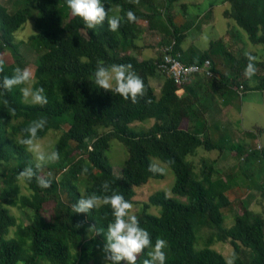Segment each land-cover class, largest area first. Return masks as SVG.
<instances>
[{
  "label": "trees",
  "instance_id": "16d2710c",
  "mask_svg": "<svg viewBox=\"0 0 264 264\" xmlns=\"http://www.w3.org/2000/svg\"><path fill=\"white\" fill-rule=\"evenodd\" d=\"M145 1L152 3H139ZM222 2L226 5L224 17L246 31L252 44L261 45L260 59L255 52H245L235 59L232 49L216 48L217 41L200 53L185 50V27L174 24L169 12L162 18L161 10L142 11L135 0H102L108 18L122 17L116 31L109 30L107 18L89 29L82 18L71 14L66 0H10L12 8L0 2V59L4 61L0 79L10 76L19 61L13 57L14 61L8 64L4 50L16 55L19 42L14 33L32 18L37 32L29 39L40 52L32 87H43L48 100L43 106L25 103L20 92L25 85L11 91L0 87V264H88L91 259V264H98L107 224L113 220L111 207L101 203L88 213H74L73 205L81 196L111 195L113 191L134 202L136 188L149 179L164 176L163 172L148 170L153 158L173 171L172 195L154 191L139 202L135 216L140 227L149 232L152 245L157 238L166 241L165 264H227L224 255L209 247L215 240L229 243L231 258L235 254L234 264H264V210L246 208L236 212L234 223L225 226L224 212L231 205L228 179L224 180L221 174L215 177L213 165L205 160L196 172L192 160L187 159L199 147L224 150V144L208 137L205 120L199 117L203 111L201 104L197 105L199 91L207 83L218 84L224 91L236 92L240 84L243 90L264 89V0ZM129 10L135 13V22L127 20ZM211 14L209 9L201 21ZM154 30L164 34L162 45L175 40L173 51L179 53L182 62L201 64L209 59L213 75L207 78L200 73L190 74L182 85L184 91L178 94L173 79L157 69L161 53L142 56L144 44L140 39ZM98 60L106 66L131 64L144 82V96H138L133 103L130 98L125 100L115 92L99 89L94 82ZM227 60L242 64L227 66ZM250 62L256 71L248 77L245 69ZM156 75L164 76L158 95L150 82ZM250 79L256 84L250 81L249 85ZM149 118L153 123L147 129L131 127L134 121ZM40 119L47 123L37 132L36 139L50 129L69 125L53 147L59 152V159L48 165L45 175H40L27 147L20 143L28 135L23 130ZM111 139L120 141L127 150L119 174L114 173L106 155ZM231 149L239 157L244 155L247 167L256 159L264 161V146L260 151L246 152L242 145ZM29 166L36 176L50 178L51 185L41 187L34 176L31 181L25 180L29 193H21L17 174ZM105 181L110 185L107 192L102 188ZM49 204L53 206L48 208ZM10 206L29 210L28 223L17 222ZM153 206L158 212L150 210ZM11 228H15L14 233L6 238ZM202 228L210 230L209 242L198 248L196 229ZM151 251V247L144 249L136 264H143Z\"/></svg>",
  "mask_w": 264,
  "mask_h": 264
},
{
  "label": "rangeland",
  "instance_id": "374dc122",
  "mask_svg": "<svg viewBox=\"0 0 264 264\" xmlns=\"http://www.w3.org/2000/svg\"><path fill=\"white\" fill-rule=\"evenodd\" d=\"M152 3L143 2L139 3L138 7L142 11H149L152 9L161 10L159 14L162 18L166 16L169 12L172 16L174 24L180 28H184L186 37L183 41V48L185 50H190L193 53H200L205 49L209 48L210 44L214 41H217L216 48L232 49V57L240 58L241 54L245 52H255L258 55V58L261 57V45L252 44L248 38L246 31L236 25V23L224 17L222 11L225 9L226 5L222 2L223 0H151ZM4 5L12 8L10 0H0ZM149 5H153L149 7ZM209 9L212 10L211 16L205 21H201L203 14ZM158 16V15H157ZM211 17V18H210ZM210 18V19H209ZM209 20V21H208ZM37 32L34 27V22L32 18L26 20L22 28L17 30L14 33L15 40L19 42L18 51L16 55L13 56V53L9 49L4 50V59L8 64H11L14 61L13 57L19 59L16 61L17 67L20 68H29L33 73V82H34V72H35V60L40 54L39 50L34 47V44L29 39V36ZM143 39H140V42L144 44V48L141 49L142 56L149 57L153 54L161 53V39L164 37L162 32L158 31H147L143 36ZM224 38V39H223ZM167 41V40H166ZM150 45L153 48H150ZM153 49V50H152ZM141 56V55H140ZM223 61V60H222ZM225 63V61H223ZM227 66L238 63L241 65V61H226ZM241 69V67H240ZM227 70V69H226ZM260 72V70H258ZM164 76L156 75L155 77L150 78L151 85L155 89V94H159V86L161 81H163ZM250 81L254 79L247 80V83L250 85ZM32 82V83H33ZM26 86V85H25ZM200 99L205 102H211L212 97L218 103H220V88L217 86H212L209 83L202 88V91H199ZM262 94V95H261ZM258 94V97L252 101H245L240 95L233 91L229 90L227 96L233 100V106L235 108L233 115H230L229 119L234 125L233 133L238 136H245L246 142L242 143L238 137H235L234 143L235 146L243 144V149L245 148L246 152L256 149L257 144L261 143L264 146V93ZM209 96V97H205ZM199 100V98H198ZM235 103V104H234ZM202 107L205 105L203 102L200 103ZM234 121V123H233ZM153 123V119H145L142 121H134L131 123V127L134 129H147ZM227 122L226 124H228ZM68 124H64L59 129H50L47 133L35 140L34 147L40 151H50L54 145L57 143L58 138L60 137L63 130L68 129ZM231 136L230 134H228ZM227 133L222 137V140L219 141L220 144L223 141L224 151L225 149H230L227 145L231 142L227 141ZM244 139V140H245ZM213 142H216V139H212ZM218 142V141H217ZM240 143V144H239ZM244 151V150H243ZM30 160L37 165V160L34 152L29 151ZM217 149L205 150L199 147L193 155L187 157L188 160H192L196 172L202 166V160L209 162L213 165L215 177H223L224 180L228 179V184L230 186L236 185L234 188H230L227 191V195L231 202L230 208L226 209L224 212V225L231 226L234 223L233 215L236 212H242L244 209H251L253 211L262 212L264 210V161L261 163L260 159H256L258 162L257 166L253 165L252 167H247L244 163V155L240 157L236 155L233 161L237 160L235 166L232 170V175L227 174V170H222L217 172L218 168L215 167L213 159L218 154ZM106 155L113 166V171L115 174L121 172V166L127 156L126 147L117 139H111L110 146L106 151ZM152 162L155 163L158 167L163 168L162 171L164 176L159 179H149L147 183L143 184L141 187L135 189V195L133 196L134 202L131 209V214L136 215L139 210V202L144 201L147 197L157 190L165 191L167 194H171V187L175 181V175L173 171L165 163L160 161L157 158H153ZM52 162H46L39 167L40 175H45L48 173V165ZM217 164V163H216ZM20 185L21 193L28 194L29 189L25 180L18 179ZM182 201H185L186 198L175 196ZM52 204H49L47 207H52ZM11 213L16 217L17 222L21 224H26L29 221L28 214L29 210L19 209L16 206H10ZM152 212H158V208L153 206L150 209ZM15 228H11L9 234L6 238H9L13 235ZM210 230L208 228L196 229V241L195 247L201 248L208 245L209 238L208 234ZM105 241H103L102 246H104ZM209 247L214 248L220 252L227 259H231L232 247L228 242L222 241H213L212 244H209ZM98 262L100 264H106L104 259V252H100L97 256ZM93 259L89 261L88 264H91ZM98 263V264H99Z\"/></svg>",
  "mask_w": 264,
  "mask_h": 264
},
{
  "label": "clouds",
  "instance_id": "9594fccd",
  "mask_svg": "<svg viewBox=\"0 0 264 264\" xmlns=\"http://www.w3.org/2000/svg\"><path fill=\"white\" fill-rule=\"evenodd\" d=\"M139 3V0H135ZM68 9L73 16H79L89 29L95 28L105 22L110 31H116L120 25L122 17L112 16L108 18V11L105 9L102 0H66ZM127 20L129 22L136 21V15L131 10L127 11ZM251 60L252 57H249ZM256 69L253 63H249L245 69V75L251 77ZM4 72V61L0 59V73ZM95 84L99 89L115 92L121 95L125 100L129 98L133 103L137 101L138 96H144L145 86L142 78L136 74L131 64H112L106 66L103 61H97L94 73ZM33 73L29 68L16 67L12 74L4 75L0 79V87L7 91H11L14 87L26 85L20 88L21 95L25 103L39 104L41 106L48 103L43 87H32ZM47 121L40 119L32 121L23 131L27 133L26 138H22L20 143L25 145L29 151L34 152L37 165L39 168L43 163L54 162L59 159V152L52 148L50 151L44 152L34 147L37 132L45 127ZM150 172H162L164 169L158 167L155 163L149 164ZM86 172L87 169H84ZM36 176L31 166L24 168L17 174V179L31 181ZM37 182L41 187H49L51 179L36 176ZM109 182L105 181L102 188L105 192L109 190ZM102 204L109 205L112 210L113 220L107 224L106 239L103 247L104 259L106 264H136L138 255L144 249L151 247L152 251L148 253V257L144 259L143 264H165L166 241L157 238L155 244L149 232L140 227L139 220L133 214L131 209L133 205L124 198L122 194L115 191L111 195L100 196L92 193L88 196H81L73 205L74 213H88L90 210ZM235 254L233 258L227 261V264H234Z\"/></svg>",
  "mask_w": 264,
  "mask_h": 264
},
{
  "label": "crops",
  "instance_id": "0c3cea01",
  "mask_svg": "<svg viewBox=\"0 0 264 264\" xmlns=\"http://www.w3.org/2000/svg\"><path fill=\"white\" fill-rule=\"evenodd\" d=\"M162 82L163 81H161V84L159 86V90H160V87L162 85ZM251 84L254 85L256 83H255V81H252ZM216 86L218 88H220L218 86V84H216ZM227 93H228V91H224L223 88H220V96H221L220 97L221 98L220 103H218L215 99H213V97H212V101L209 103V102H205V98L203 101L198 96L199 100L197 102L198 103L197 105H200L201 102H203L205 104L201 107V109L203 111H201L202 116H199V117H203V120H205V126H206L205 133L207 131L208 137L211 140L213 138H215L216 143H219V141L222 140V137L226 133L228 135L231 132L232 135L231 136L228 135L226 140L231 142L227 146L229 148L230 147L233 148L235 145H237L233 142L235 140L234 139L235 137H238L239 140L242 141V143L246 142L247 140L245 139V136H240V135L238 136L237 134L233 133L234 125L230 121L229 117H230V115H233L235 108L233 106V100L227 96ZM261 93H264V89H256V88L252 87L250 89L247 88L246 90L242 91L241 94H239V93L238 94L245 101L249 100V101L254 102L253 100H255L258 97V94H261ZM205 97H209V96H205ZM227 122H229V123L226 124ZM233 123H234V121H233ZM221 143L223 144V141ZM240 145H243V144H240ZM231 148L225 149V151L224 150L219 151L218 154L213 159V163H215V167L218 168V172L222 173V170L224 171L226 169L227 174H230L228 176L232 175V170L235 166V163L237 162V160L233 161V159L236 157V155H235V149H231ZM256 161L257 160H254V163H253V165H255V166L258 165L257 164L258 162H256ZM253 165H251L249 167H252ZM229 178L230 177H228L226 179H229ZM235 186L236 185H232V186H230V188H234Z\"/></svg>",
  "mask_w": 264,
  "mask_h": 264
},
{
  "label": "built area",
  "instance_id": "2783aa9c",
  "mask_svg": "<svg viewBox=\"0 0 264 264\" xmlns=\"http://www.w3.org/2000/svg\"><path fill=\"white\" fill-rule=\"evenodd\" d=\"M175 40H171L170 43L161 46V57L157 61L156 66L160 73L166 77L172 78L178 85L177 93L183 92L182 85L187 76L194 73L204 74L209 78L213 75L212 64L209 59H205L201 64H186L179 59V53L174 52ZM244 86L240 84L235 88L236 92L242 93ZM257 150L262 149L260 143L257 144ZM251 151V150H250Z\"/></svg>",
  "mask_w": 264,
  "mask_h": 264
}]
</instances>
